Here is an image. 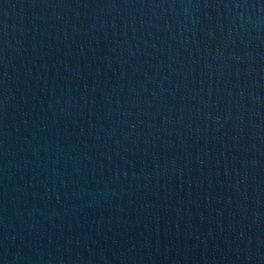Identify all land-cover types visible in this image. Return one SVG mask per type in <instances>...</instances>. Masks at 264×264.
<instances>
[{"label":"water","instance_id":"water-1","mask_svg":"<svg viewBox=\"0 0 264 264\" xmlns=\"http://www.w3.org/2000/svg\"><path fill=\"white\" fill-rule=\"evenodd\" d=\"M0 264H264V0H0Z\"/></svg>","mask_w":264,"mask_h":264}]
</instances>
